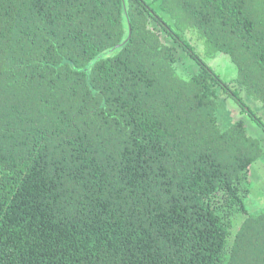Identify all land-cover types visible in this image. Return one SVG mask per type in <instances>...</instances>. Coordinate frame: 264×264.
I'll use <instances>...</instances> for the list:
<instances>
[{
	"label": "trees",
	"instance_id": "16d2710c",
	"mask_svg": "<svg viewBox=\"0 0 264 264\" xmlns=\"http://www.w3.org/2000/svg\"><path fill=\"white\" fill-rule=\"evenodd\" d=\"M223 95L264 128V0H0V264H264Z\"/></svg>",
	"mask_w": 264,
	"mask_h": 264
},
{
	"label": "rangeland",
	"instance_id": "374dc122",
	"mask_svg": "<svg viewBox=\"0 0 264 264\" xmlns=\"http://www.w3.org/2000/svg\"><path fill=\"white\" fill-rule=\"evenodd\" d=\"M146 2H151L152 0H145ZM156 6V3L154 4ZM193 35L194 32H191ZM190 34V35H191ZM196 40H192V44L197 45V51L201 59L208 64L225 82H230L237 75V69L232 63L230 57L227 54H221L219 58H210L204 57L203 46L204 43L201 39H198L194 34ZM202 44H200L199 42ZM180 51H177V56H179ZM195 63L192 61L190 56L182 55L179 60V67L177 68L178 73L184 77L188 78L192 71H195ZM194 73V72H193ZM222 98H225V102L222 103V108L219 109V113L224 115L223 125L231 124L232 122L242 119L245 121L248 132L255 138H259L262 141L264 148V128L257 124V121L252 119L247 112L241 110V106L235 102L232 97H227L223 95ZM251 109H254L259 115L260 113V104L253 100L252 98L246 99L245 102ZM248 182L251 192L245 198V205L249 213H257L264 210V155L255 162L250 172L248 173ZM245 214L241 211L236 212L235 218L232 220L231 226V237L229 241H232L234 234L236 233L240 222L244 219ZM233 235V236H232Z\"/></svg>",
	"mask_w": 264,
	"mask_h": 264
},
{
	"label": "water",
	"instance_id": "95a60500",
	"mask_svg": "<svg viewBox=\"0 0 264 264\" xmlns=\"http://www.w3.org/2000/svg\"><path fill=\"white\" fill-rule=\"evenodd\" d=\"M118 46H119V45H118ZM118 46H117V47H118Z\"/></svg>",
	"mask_w": 264,
	"mask_h": 264
}]
</instances>
